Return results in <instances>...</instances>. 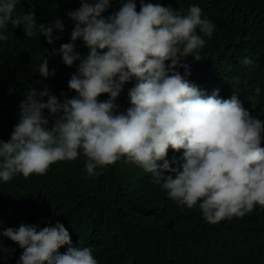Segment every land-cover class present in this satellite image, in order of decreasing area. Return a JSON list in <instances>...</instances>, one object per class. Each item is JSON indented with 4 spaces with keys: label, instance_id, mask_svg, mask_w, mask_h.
I'll use <instances>...</instances> for the list:
<instances>
[{
    "label": "clouds",
    "instance_id": "obj_1",
    "mask_svg": "<svg viewBox=\"0 0 264 264\" xmlns=\"http://www.w3.org/2000/svg\"><path fill=\"white\" fill-rule=\"evenodd\" d=\"M19 3L0 0V41L8 39L10 24L54 46L63 20L38 23L34 12L16 11ZM110 4L80 0L65 13L74 25L70 41L50 55L75 65L67 82L74 95L61 93L58 99L47 87L24 92L18 122L9 139L0 141V183L18 174L43 175L50 165L79 155L85 157L86 175L95 178L123 158L150 174L177 206H198L209 224L264 209V120L250 115L237 95L223 99L219 89L207 95L187 79L190 66L184 61L189 56L200 61L204 37L211 38L215 25L196 4L182 12L139 0L137 11L136 0H120L118 10L105 17ZM77 41L85 55L76 51ZM47 56H39L36 66L44 79L55 73ZM241 63L254 61L245 57ZM129 82V106L119 111L116 100ZM253 91L259 96L261 89ZM102 94L107 98L99 100ZM169 149L179 156L169 160ZM0 238L23 250L16 264H98L82 240L72 244L59 221L3 228ZM62 246L66 251L60 253Z\"/></svg>",
    "mask_w": 264,
    "mask_h": 264
},
{
    "label": "trees",
    "instance_id": "obj_2",
    "mask_svg": "<svg viewBox=\"0 0 264 264\" xmlns=\"http://www.w3.org/2000/svg\"><path fill=\"white\" fill-rule=\"evenodd\" d=\"M146 2L182 12L189 5H198L202 17L215 28L211 38L204 37L200 61L191 56L184 61L190 66L187 79L207 95L215 89L223 99L237 95L250 115L264 120V0ZM136 4L139 11V0ZM79 5L80 0H20L17 5L18 13L34 12L41 24L51 23L58 16L65 29L53 46L42 36L28 38L21 28L8 25V39L0 41V141L9 139L18 122V104L29 87H47L58 99L64 98L61 93L69 98L74 95L67 82L75 65L68 67L59 55L50 53L53 47L58 49L70 41L74 25L65 13ZM119 5L120 0H111L103 15L118 10ZM76 51L87 53L80 41L76 42ZM44 55H48L49 71L55 70L47 79L36 72L38 57ZM245 57L254 63L243 65ZM180 72L183 75V69ZM132 86L133 82L126 84L117 98L119 111L129 106L127 90ZM256 87L261 89L259 96L254 94ZM106 98L103 94L98 97ZM174 155L178 157L179 153L169 149L167 158L171 160ZM84 160L79 155L50 165L43 175L24 178L18 174L0 183V230L21 223L42 228L59 221L69 232L72 244L82 240L98 264H264V209L259 206L242 218L209 224L198 206H177L151 182L150 174L135 164L122 158L93 178L86 175ZM66 247L58 251L63 253ZM22 251L11 240L0 238V264H16Z\"/></svg>",
    "mask_w": 264,
    "mask_h": 264
}]
</instances>
